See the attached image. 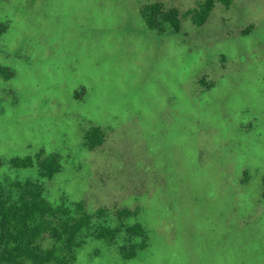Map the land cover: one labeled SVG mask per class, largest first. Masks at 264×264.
I'll list each match as a JSON object with an SVG mask.
<instances>
[{"label":"rangeland","instance_id":"1","mask_svg":"<svg viewBox=\"0 0 264 264\" xmlns=\"http://www.w3.org/2000/svg\"><path fill=\"white\" fill-rule=\"evenodd\" d=\"M203 2L0 0V183L106 210L73 264H264V0L218 3L197 27ZM156 3L179 32L147 28ZM39 154L59 158L52 178L11 165ZM104 227L120 231L96 239Z\"/></svg>","mask_w":264,"mask_h":264},{"label":"trees","instance_id":"2","mask_svg":"<svg viewBox=\"0 0 264 264\" xmlns=\"http://www.w3.org/2000/svg\"><path fill=\"white\" fill-rule=\"evenodd\" d=\"M234 0H204L198 9L189 11L186 16L191 17L197 27H202L208 21L211 12L219 3L229 8ZM146 18V26L152 31L165 33L181 30V13L178 9L166 10L159 3L146 5L142 9ZM7 31V26L0 22V36ZM0 74L11 77L12 71L0 67ZM105 133L99 128L90 131L87 139L90 148L100 146ZM15 169L39 166L44 177L52 178L60 171L58 157L51 156L45 160L39 154L36 158H16L11 160ZM17 197L6 195L0 183V264H73L78 237L84 230L90 229L95 219H100L106 210L100 209L95 215L85 211L83 203L76 204L78 216H73L69 210L61 206H52L43 198V187L38 183L27 181L14 182ZM119 217H131L128 211H119ZM132 234L145 237L140 224L128 227ZM119 229L109 230L101 228L94 233L98 240L115 239ZM46 238L52 241V246L44 245Z\"/></svg>","mask_w":264,"mask_h":264}]
</instances>
